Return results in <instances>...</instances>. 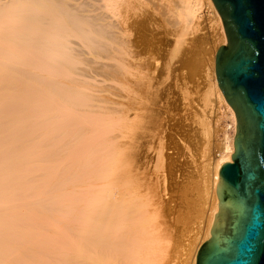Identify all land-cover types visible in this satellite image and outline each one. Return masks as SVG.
Segmentation results:
<instances>
[{
    "label": "bare ground",
    "instance_id": "1",
    "mask_svg": "<svg viewBox=\"0 0 264 264\" xmlns=\"http://www.w3.org/2000/svg\"><path fill=\"white\" fill-rule=\"evenodd\" d=\"M72 1L0 0V264H137L131 254L145 248L137 230L121 227L133 217L119 189L136 181L142 137L128 128L136 114L119 106L133 51L109 12ZM101 1L109 10L119 0ZM206 1L225 45L221 16ZM162 8L169 26L188 29L197 26L202 3ZM213 71L215 96L236 124ZM111 78L117 83L105 81ZM235 137L216 167L207 239ZM69 238L74 252L63 250Z\"/></svg>",
    "mask_w": 264,
    "mask_h": 264
},
{
    "label": "rangeland",
    "instance_id": "2",
    "mask_svg": "<svg viewBox=\"0 0 264 264\" xmlns=\"http://www.w3.org/2000/svg\"><path fill=\"white\" fill-rule=\"evenodd\" d=\"M175 1L119 0L109 10L101 8V0L72 1L91 2L97 14L109 12L133 51L123 85L127 99L119 106L136 114L128 128L142 137L133 164L136 181L119 192L128 194L125 204L133 217L121 227L137 230L145 247L131 254L137 264H196L214 207L216 167L237 134V122L213 90L216 55L228 45L215 13L198 0L197 26L171 27L170 12L162 7ZM223 33L227 39L225 28ZM75 242L66 239L63 250L74 252Z\"/></svg>",
    "mask_w": 264,
    "mask_h": 264
},
{
    "label": "water",
    "instance_id": "3",
    "mask_svg": "<svg viewBox=\"0 0 264 264\" xmlns=\"http://www.w3.org/2000/svg\"><path fill=\"white\" fill-rule=\"evenodd\" d=\"M227 46L218 84L237 119L233 162L219 172L212 236L196 264H264V0H213Z\"/></svg>",
    "mask_w": 264,
    "mask_h": 264
}]
</instances>
